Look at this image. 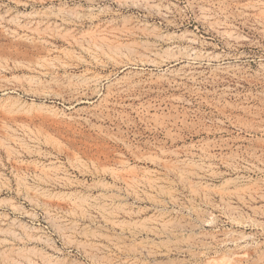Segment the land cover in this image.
Returning <instances> with one entry per match:
<instances>
[{
  "label": "rangeland",
  "instance_id": "374dc122",
  "mask_svg": "<svg viewBox=\"0 0 264 264\" xmlns=\"http://www.w3.org/2000/svg\"><path fill=\"white\" fill-rule=\"evenodd\" d=\"M0 264H264V0H0Z\"/></svg>",
  "mask_w": 264,
  "mask_h": 264
},
{
  "label": "bare ground",
  "instance_id": "6f19581e",
  "mask_svg": "<svg viewBox=\"0 0 264 264\" xmlns=\"http://www.w3.org/2000/svg\"><path fill=\"white\" fill-rule=\"evenodd\" d=\"M126 181V180H125Z\"/></svg>",
  "mask_w": 264,
  "mask_h": 264
}]
</instances>
